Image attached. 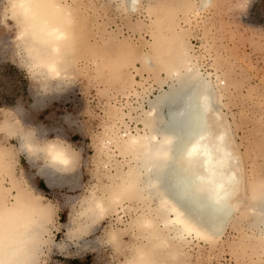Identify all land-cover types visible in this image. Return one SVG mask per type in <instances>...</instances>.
<instances>
[{"label":"rangeland","instance_id":"rangeland-1","mask_svg":"<svg viewBox=\"0 0 264 264\" xmlns=\"http://www.w3.org/2000/svg\"><path fill=\"white\" fill-rule=\"evenodd\" d=\"M52 3L74 33L59 74L45 68L52 54L42 57L24 31L18 1L0 0V227L40 228L24 243L22 254H33L27 264L86 257L88 264H134L146 250L153 264H264V227L250 210L251 194L264 184V0ZM166 50L182 70L193 63L223 81L222 111L243 157L241 209L214 240L156 239L145 217H157L158 203L124 189L136 168L124 140L145 131L149 101L172 82L161 63ZM52 144L71 157L60 170L47 151Z\"/></svg>","mask_w":264,"mask_h":264},{"label":"bare ground","instance_id":"bare-ground-1","mask_svg":"<svg viewBox=\"0 0 264 264\" xmlns=\"http://www.w3.org/2000/svg\"><path fill=\"white\" fill-rule=\"evenodd\" d=\"M17 1L21 17L27 19L24 31L38 41L34 44L39 53H44L42 57L50 58L52 54L53 58L44 62L45 68L59 74L63 44L74 46L70 20L52 3L55 0ZM210 1L201 0V7ZM127 2L130 8H135L138 0ZM49 42H52L50 48L47 47ZM168 52L170 50L164 52L161 63L172 82L149 101L150 110L144 118L145 131L131 135L129 141L124 140L136 158V168L130 173L124 189L131 198L158 203L157 217H145L156 239L164 237L162 240L170 243L173 239L179 242L195 234L198 238L214 240L241 209L238 208L244 198L245 185L243 157L232 126L222 111L220 88L223 81L215 82L193 63L182 70L166 59ZM147 60L152 62L150 58ZM47 151L53 167L60 170L63 165L70 164L71 157L65 148L52 144ZM59 170H51V178L52 175L56 177ZM258 187L251 194L250 210L257 215V225L264 227V184ZM97 202L100 209H105L101 200ZM159 221L160 226L172 232L171 237L162 236ZM10 223L8 229L0 227V264H10L16 258L21 264H27L32 261L33 254H22L26 249L24 243L39 236L40 228L18 230L15 221ZM152 257L153 253L146 250V256L138 254L134 264H153Z\"/></svg>","mask_w":264,"mask_h":264},{"label":"trees","instance_id":"trees-1","mask_svg":"<svg viewBox=\"0 0 264 264\" xmlns=\"http://www.w3.org/2000/svg\"><path fill=\"white\" fill-rule=\"evenodd\" d=\"M6 71H9V72H18V68H16L14 65H8V67H5ZM0 95H1V91H0ZM5 99H8V98H5ZM14 98L11 100H8V103H11L13 102ZM3 102H0V105H2ZM46 187V186H45ZM89 259L86 257L85 260H81V259H74L73 260V264H88L87 261Z\"/></svg>","mask_w":264,"mask_h":264}]
</instances>
